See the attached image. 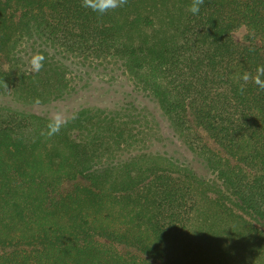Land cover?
<instances>
[{
	"label": "trees",
	"instance_id": "obj_1",
	"mask_svg": "<svg viewBox=\"0 0 264 264\" xmlns=\"http://www.w3.org/2000/svg\"><path fill=\"white\" fill-rule=\"evenodd\" d=\"M153 1L128 0L100 15L82 0H0V84L32 99L45 94L37 73L15 72L11 62L31 30L57 47L122 63L177 133L193 136L190 111L235 160L196 142L217 172L218 197L264 227V91L249 82L241 94L236 80L264 65V0H204L197 15L187 10L191 0H169L161 29L150 32ZM241 28L245 45L234 37ZM45 83L50 95L60 91ZM83 117L47 138L49 119L0 105V264H199L171 254L193 226L198 180L176 177L158 155L125 158L136 135Z\"/></svg>",
	"mask_w": 264,
	"mask_h": 264
},
{
	"label": "rangeland",
	"instance_id": "obj_2",
	"mask_svg": "<svg viewBox=\"0 0 264 264\" xmlns=\"http://www.w3.org/2000/svg\"><path fill=\"white\" fill-rule=\"evenodd\" d=\"M154 1L158 2V7L151 8L149 13L147 9V15L155 24L150 32L159 31L169 14L164 5L170 3L169 0ZM246 34L241 28L234 37L245 45ZM258 46L261 48V44ZM260 51L264 57V49ZM36 55L44 57L42 69L35 73L39 80L37 87L45 94L32 99L26 90L0 84V105L49 120L61 113L66 122L84 116L85 120L93 119L94 124L99 121L126 126L129 133L137 136V143L126 152L125 158L140 153L158 155L172 166L176 177L192 182L198 180L199 184L195 183L198 190L192 213L193 226L182 246L176 251L172 249L171 254L187 253L189 260L199 264H264V227L228 200L222 201L218 197L217 172L197 148L196 142L205 145L218 157L232 158L197 125L190 111L188 118L194 134L181 135L163 108L137 89L125 74L122 63L98 60L57 47L33 30L13 48L11 62L15 72L33 74L30 61ZM47 80L52 82L53 89L50 87V90L60 91L50 95L46 91ZM97 129V125H92L89 131L96 134ZM121 158L117 155L100 166ZM231 161L235 163V160ZM79 183L67 184L66 190H72ZM128 251L136 253L133 249ZM152 263L164 264L160 261Z\"/></svg>",
	"mask_w": 264,
	"mask_h": 264
},
{
	"label": "clouds",
	"instance_id": "obj_3",
	"mask_svg": "<svg viewBox=\"0 0 264 264\" xmlns=\"http://www.w3.org/2000/svg\"><path fill=\"white\" fill-rule=\"evenodd\" d=\"M128 0H82V7L91 9L93 12L104 15L111 10L123 7L126 5ZM204 4V0H191V4L188 6V11L193 15H197L200 12L201 6ZM44 57L40 55L33 56L30 61V67L33 72H39L43 67ZM236 80L242 81L240 83L239 91L241 94L244 93L246 85L251 82L258 87L260 91H264V65L257 66L255 74L244 72L236 76ZM7 86V85H6ZM66 121L64 120L61 113H56L47 124L46 132L41 135L51 138L58 135L61 128L65 126Z\"/></svg>",
	"mask_w": 264,
	"mask_h": 264
}]
</instances>
